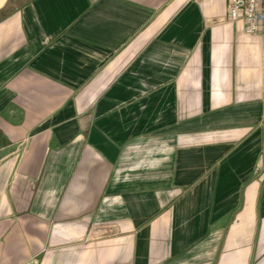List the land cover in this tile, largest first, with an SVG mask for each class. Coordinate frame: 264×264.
<instances>
[{
    "label": "crops",
    "instance_id": "obj_1",
    "mask_svg": "<svg viewBox=\"0 0 264 264\" xmlns=\"http://www.w3.org/2000/svg\"><path fill=\"white\" fill-rule=\"evenodd\" d=\"M228 8L0 0V264H264V29Z\"/></svg>",
    "mask_w": 264,
    "mask_h": 264
},
{
    "label": "built area",
    "instance_id": "obj_2",
    "mask_svg": "<svg viewBox=\"0 0 264 264\" xmlns=\"http://www.w3.org/2000/svg\"><path fill=\"white\" fill-rule=\"evenodd\" d=\"M228 19L242 20L244 30L256 34L264 29V7L259 0H229Z\"/></svg>",
    "mask_w": 264,
    "mask_h": 264
},
{
    "label": "water",
    "instance_id": "obj_3",
    "mask_svg": "<svg viewBox=\"0 0 264 264\" xmlns=\"http://www.w3.org/2000/svg\"><path fill=\"white\" fill-rule=\"evenodd\" d=\"M219 20V19H218Z\"/></svg>",
    "mask_w": 264,
    "mask_h": 264
}]
</instances>
